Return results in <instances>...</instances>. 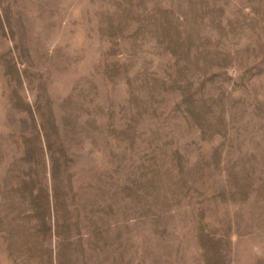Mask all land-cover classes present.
<instances>
[{
	"label": "rangeland",
	"instance_id": "374dc122",
	"mask_svg": "<svg viewBox=\"0 0 264 264\" xmlns=\"http://www.w3.org/2000/svg\"><path fill=\"white\" fill-rule=\"evenodd\" d=\"M203 263L264 264V0H0V264Z\"/></svg>",
	"mask_w": 264,
	"mask_h": 264
},
{
	"label": "trees",
	"instance_id": "16d2710c",
	"mask_svg": "<svg viewBox=\"0 0 264 264\" xmlns=\"http://www.w3.org/2000/svg\"><path fill=\"white\" fill-rule=\"evenodd\" d=\"M201 243H202V241H201ZM203 264H207V263H203Z\"/></svg>",
	"mask_w": 264,
	"mask_h": 264
}]
</instances>
